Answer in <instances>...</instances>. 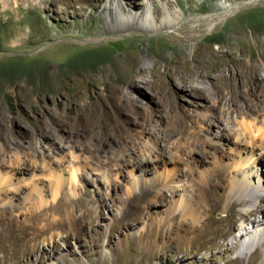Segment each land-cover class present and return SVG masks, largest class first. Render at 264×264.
Instances as JSON below:
<instances>
[{"label": "rangeland", "instance_id": "374dc122", "mask_svg": "<svg viewBox=\"0 0 264 264\" xmlns=\"http://www.w3.org/2000/svg\"><path fill=\"white\" fill-rule=\"evenodd\" d=\"M160 1L0 0V264H237L229 236L243 223V204L213 211L217 220L235 214L236 229L218 238L229 244L224 253L211 234L194 237L172 224L181 223L183 200L206 189L226 196L246 173L232 169L243 149L235 131L242 119L264 124V0ZM125 2L140 3L151 21L157 6L179 20L170 29L156 21L154 29L110 32L102 11L127 17ZM198 26L203 47L220 52L201 62L217 69L204 82L206 99L178 82L183 67L194 72L197 64L186 54L196 41L188 47L177 37ZM238 58L259 65L260 84L236 78ZM164 66L158 97L132 85L140 70L149 76ZM227 74L231 85L219 83ZM129 94L144 107L131 106ZM224 128L233 129L230 142L216 149ZM254 172L249 184L257 173L264 183V172ZM193 237L195 246L180 243Z\"/></svg>", "mask_w": 264, "mask_h": 264}, {"label": "bare ground", "instance_id": "6f19581e", "mask_svg": "<svg viewBox=\"0 0 264 264\" xmlns=\"http://www.w3.org/2000/svg\"><path fill=\"white\" fill-rule=\"evenodd\" d=\"M164 1L165 4L169 6L171 5L169 0H164ZM160 2H162V0ZM124 6H123L124 9L122 11L127 14L129 13V16L127 17L125 16L124 18L116 16L115 15L116 13H114L112 9H107L106 11L105 10L102 11L105 12V16L103 17V23L105 27L108 30H110V32L111 31L115 32L116 30L119 29L129 31L132 30V28L134 27L154 29L156 26V21L160 23L161 29H170L175 27L176 23L179 20V13L177 14L176 11L161 9L159 6L155 7V11H153L154 15L152 17V21L147 17V10L140 8L141 6L140 3L125 2ZM138 8L141 9L142 11L140 13L136 12L135 14H132V11L133 10L136 11V9ZM179 9L181 13H184V11L181 8ZM139 17H142L141 21H139ZM187 29L188 28L185 27L183 30L185 31L184 37L179 36L177 38L183 44L189 43L190 40L196 41L195 45L191 46V48L186 54L188 56L187 61L197 64L195 65V68L197 70L192 72L191 70H188L187 66L183 67L184 69L179 73L178 82L180 86L189 90L190 93L192 92V94L196 98L206 99L205 91L209 88V86L207 85V83L204 84V82H206V80L209 79L210 77L216 75L217 69H208L206 66L202 65L201 62L211 59L212 56L217 57L218 54H220V52H215L211 46L203 47L201 41L204 37L200 35L202 32V26L200 27L198 26L196 28H192L188 30ZM190 33L192 35L188 36V34ZM171 39L173 40V38ZM228 52L233 53L234 51H228ZM132 56L133 54L131 55V57ZM134 58L135 57H133V59ZM133 59L131 60V62H133ZM203 68L205 69L204 71H206V73L199 71ZM231 68H233L236 71L235 74L236 78L243 79L246 82V84H250L249 83L250 81H252L254 84H258V83L260 84V82L262 81V77L261 78L259 77L261 76L259 72V65L255 62L244 61L241 58H238L237 63H232ZM169 71H170V66L168 67L164 66V71H162L161 68L154 67L150 70L148 76L145 75L146 74L145 71L140 70L138 76L135 78V83H133L132 85L137 86L139 84H142L144 87L153 91L155 96L158 97L159 93L157 92V88H156L157 82H159L163 76L166 77ZM192 76L197 77L201 81V83L203 84V88L195 89L192 87L193 85ZM231 76L233 75L227 74L225 76H220L218 78V82L220 83L223 81H227L228 84L231 85V79H232ZM224 92H225L224 87L221 86L217 88L216 91L217 102H220L222 98L225 96ZM129 95L130 96L127 98H129V102L131 106L140 104L144 107V103H142L141 99L133 97L132 94ZM233 99L234 96L231 98V101H233ZM232 130L233 129L227 130L226 128H224L221 137L216 136L217 140L213 143V146H215L216 149H223V147L226 145L224 144V140L230 142V139H227L228 138L227 131L230 132ZM235 133L237 134V138L239 137L240 139L241 138L243 139L241 141L239 140L240 141L239 143L242 144L243 149L241 150L242 155L239 157L238 162L234 163L232 169H234V172H246L243 175H241V173H238V176L241 177V178L239 177L240 180H242V182H245L246 184L243 185L242 182L239 181L241 182V184L238 182V184H236L233 187V189L229 192L228 195L223 197L221 196L220 198L217 199L214 198L210 192L206 191L208 189L200 187L206 190L200 192L198 191L196 197H194L195 200H191V201L183 200L181 202L180 204L181 223L180 224L173 223L172 226L180 230H185L186 232L194 233L195 234L194 237H201L203 235L207 236L211 234L210 240L214 241L215 239L216 247L218 248V251L220 253H224L228 251L230 248L231 250L232 248H237L238 257L236 258L234 263L242 264L244 260L247 259L248 264H264V217L262 218V215H264V205H263L264 183L261 182L262 180L258 176L259 173H257V172H261V173L264 172V155H262V152L264 151V124L261 122L260 125H257V123L254 124L253 122L250 121L248 122L245 119L244 120L242 119L241 122H239V128L236 129ZM245 169H248V171H245ZM253 171H257L256 172L257 174L254 172L257 176V182L255 181L249 184V182L251 181L248 172H253ZM235 176L238 177L237 175ZM155 187L156 190H158V183L156 184ZM234 191L235 193H233ZM175 193H176L175 190L172 188V194ZM238 203L240 205L241 204L244 205L241 211L239 210V217L243 223L241 226L239 225L240 227L237 231H234L233 233L230 234L229 236L230 241L234 242V244L236 245H231V247L228 248L229 244L227 245H225L224 243L218 244V238L219 239L225 238L229 235V232L225 230L227 226L236 229V225L234 226L235 223L233 222L234 218L231 219L232 217L235 216V214L234 213H231V215L225 214L226 216H224V218L222 216V218L217 220L213 217V211L215 209H219V210L222 209L224 211L228 210L229 212H232V209ZM254 216H258L259 218L261 217V219L258 220L252 219V217ZM174 217L175 214L173 215V218ZM204 225L206 227H203ZM246 225L248 226L247 228ZM211 226L213 229L211 228L210 230ZM3 230L5 236L4 239L9 240L13 232L12 225L8 223L6 227L3 228ZM20 230L22 234L21 240L26 241V236H27L26 230L22 227L20 228ZM44 231L45 229L43 228L39 232H37L39 234L36 235L34 239L36 240L37 237H39L41 233ZM154 234L157 235L156 232ZM171 235H172V231H170L169 237ZM194 237L189 239L188 241H181L180 243L185 246H187L188 244H194V241L196 240V238ZM12 243L16 244L15 242Z\"/></svg>", "mask_w": 264, "mask_h": 264}]
</instances>
